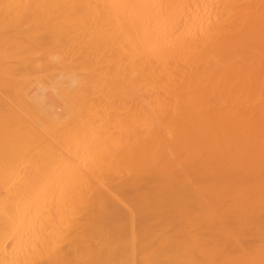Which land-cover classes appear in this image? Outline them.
I'll list each match as a JSON object with an SVG mask.
<instances>
[{
  "label": "bare ground",
  "instance_id": "obj_1",
  "mask_svg": "<svg viewBox=\"0 0 264 264\" xmlns=\"http://www.w3.org/2000/svg\"><path fill=\"white\" fill-rule=\"evenodd\" d=\"M0 264H264V0H0Z\"/></svg>",
  "mask_w": 264,
  "mask_h": 264
}]
</instances>
